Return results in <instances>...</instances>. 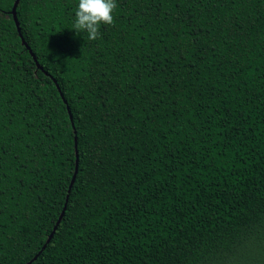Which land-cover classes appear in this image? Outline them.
<instances>
[{"label":"trees","instance_id":"trees-1","mask_svg":"<svg viewBox=\"0 0 264 264\" xmlns=\"http://www.w3.org/2000/svg\"><path fill=\"white\" fill-rule=\"evenodd\" d=\"M0 0V264H264V0ZM70 115V119H69ZM72 123V124H71ZM75 143V147H74Z\"/></svg>","mask_w":264,"mask_h":264},{"label":"clouds","instance_id":"clouds-1","mask_svg":"<svg viewBox=\"0 0 264 264\" xmlns=\"http://www.w3.org/2000/svg\"><path fill=\"white\" fill-rule=\"evenodd\" d=\"M116 0H78L72 29L77 34L83 32L90 41L101 37V25L114 23L113 11Z\"/></svg>","mask_w":264,"mask_h":264},{"label":"water","instance_id":"water-1","mask_svg":"<svg viewBox=\"0 0 264 264\" xmlns=\"http://www.w3.org/2000/svg\"><path fill=\"white\" fill-rule=\"evenodd\" d=\"M17 2H18V0H13L12 5H11V8H10V14H11L12 20H13V22H14V26H15L16 33H17V35L19 36L21 43H22V44L25 46V48L27 49V51H28L29 55L31 56L32 60L34 61L36 67H39V65L37 64V61H36V59H35V56L33 55L32 51L30 50V48L28 47V45L24 42V40H23V38H22V36H21V34H20L19 26H18V22H17L16 15H15V7H16ZM69 119H70V115H69ZM71 124H72V123H71ZM74 147H75V143H74ZM74 152H75V166H74L73 174H72V176H71V178H70V181H69V183H68V186H67V193H68V191H69V189H70V187H71V185H72V182H73V179H74L75 170H76V162H77V160H76V157H77L76 149L74 150ZM67 193H66V195H65V199H64V203H63V206H62V208H61V211H60L59 215L57 216V218H56V220H55V223H54V225L52 226V229H51L50 233L48 234V236H47V238H46L44 244H43V245L40 247V249H39V250H38V251H37V252H36V253H35V254H34V255H33V256H32L27 262H26V263H24V264H29L31 261H33V260L37 257V255L40 253V251L44 248L45 244H46V243L49 241V239L51 238L52 233L54 232V230H55L57 224L59 223L60 218H61V216H62V214H63L64 208H65L66 199H67Z\"/></svg>","mask_w":264,"mask_h":264}]
</instances>
